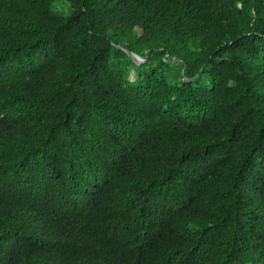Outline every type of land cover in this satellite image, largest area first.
Wrapping results in <instances>:
<instances>
[{
	"label": "trees",
	"instance_id": "16d2710c",
	"mask_svg": "<svg viewBox=\"0 0 264 264\" xmlns=\"http://www.w3.org/2000/svg\"><path fill=\"white\" fill-rule=\"evenodd\" d=\"M0 264H264V0H0Z\"/></svg>",
	"mask_w": 264,
	"mask_h": 264
},
{
	"label": "rangeland",
	"instance_id": "374dc122",
	"mask_svg": "<svg viewBox=\"0 0 264 264\" xmlns=\"http://www.w3.org/2000/svg\"><path fill=\"white\" fill-rule=\"evenodd\" d=\"M52 9L55 12H57V11L61 12L62 11L64 13V16H66L68 14V11H67L68 7H67V5H63L61 2H55L53 4V6H52ZM174 70H175V66L173 65L170 73L173 72ZM129 79L130 80H134L135 79V74H134L133 71L130 72Z\"/></svg>",
	"mask_w": 264,
	"mask_h": 264
},
{
	"label": "water",
	"instance_id": "95a60500",
	"mask_svg": "<svg viewBox=\"0 0 264 264\" xmlns=\"http://www.w3.org/2000/svg\"><path fill=\"white\" fill-rule=\"evenodd\" d=\"M132 55V58L133 60L137 63V64H140L142 62V59H140L137 55L135 54H131Z\"/></svg>",
	"mask_w": 264,
	"mask_h": 264
}]
</instances>
